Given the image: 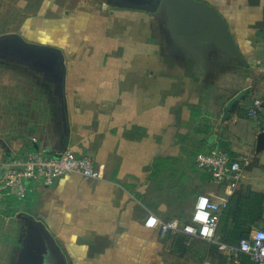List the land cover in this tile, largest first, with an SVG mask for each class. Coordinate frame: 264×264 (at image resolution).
Segmentation results:
<instances>
[{
	"label": "crops",
	"instance_id": "crops-1",
	"mask_svg": "<svg viewBox=\"0 0 264 264\" xmlns=\"http://www.w3.org/2000/svg\"><path fill=\"white\" fill-rule=\"evenodd\" d=\"M199 1L226 22L242 60L185 52L164 14L124 6L141 0H0V38L17 35L56 49L62 60L0 41L11 59L0 66V164L32 151H69L90 157L100 174L66 175L52 187L33 183L23 201L7 200L0 210L33 217L72 264L240 262L235 250L144 225L153 215L179 228L199 195L220 205L234 194L264 195V150L256 147L264 109L247 116L264 95V0ZM211 148L250 157V164L230 196L226 186L199 185L183 212L179 163ZM262 209L234 221L226 208L218 212L219 242L235 249L225 236L264 230V201Z\"/></svg>",
	"mask_w": 264,
	"mask_h": 264
},
{
	"label": "built area",
	"instance_id": "built-area-1",
	"mask_svg": "<svg viewBox=\"0 0 264 264\" xmlns=\"http://www.w3.org/2000/svg\"><path fill=\"white\" fill-rule=\"evenodd\" d=\"M264 109V97L253 101L247 116L259 117ZM250 164L247 156L232 157L218 148H211L195 157L197 169L209 175L210 183L220 187L226 186L228 196L233 193L242 172ZM0 207L7 200L23 201L30 185L38 183L42 187H52L57 179L66 175H79L87 180H98L99 172L90 157H78L69 151L57 156L44 151H32L22 158L0 164ZM226 203L217 204L208 196L199 195L188 223L179 228L175 222L163 223L157 217L149 215L145 220L146 228H158L164 236L181 231L189 237L198 238L215 244L220 251L235 250L246 255L253 264H264V230H255L248 237L241 239L235 249L220 243L216 236V214L225 209Z\"/></svg>",
	"mask_w": 264,
	"mask_h": 264
},
{
	"label": "water",
	"instance_id": "water-1",
	"mask_svg": "<svg viewBox=\"0 0 264 264\" xmlns=\"http://www.w3.org/2000/svg\"><path fill=\"white\" fill-rule=\"evenodd\" d=\"M124 6L153 14H164L167 18V30L170 37L185 52L197 51L199 57L205 58L208 52L213 51L224 59L242 60L226 22L213 7L203 1L141 0L140 4L131 2ZM1 40L16 41L28 52L35 55H48L54 57L56 63H62L61 55L56 49L26 43L17 35H5L0 38ZM190 58L195 60L193 56ZM60 73L63 75L61 70ZM256 147L258 150H264V132L257 136ZM20 216L29 224V237L32 240L38 239V244H36L31 257L32 261L29 264H44L45 255L50 254L52 248L60 253V264H72L66 260L60 247L41 223L29 215L21 214Z\"/></svg>",
	"mask_w": 264,
	"mask_h": 264
},
{
	"label": "rangeland",
	"instance_id": "rangeland-1",
	"mask_svg": "<svg viewBox=\"0 0 264 264\" xmlns=\"http://www.w3.org/2000/svg\"><path fill=\"white\" fill-rule=\"evenodd\" d=\"M10 60L9 55L0 53V66L3 65L2 63L6 64L8 63L7 61ZM262 97H264V95L259 96V98ZM10 103L9 101L7 102L6 105L8 106H6V108H10ZM249 138L250 135L247 133L241 134L242 142L247 146L252 144ZM195 154V151L191 152L189 157H185L184 160L180 161L178 167L179 181L177 187L181 198L180 210L183 212L187 211L190 207L191 189H194L193 194L198 195L203 190L201 187L203 186L205 188L208 186L209 182V176L204 175L203 171L195 167ZM248 159L250 160V157ZM190 174L192 176H189ZM18 210L19 209L0 210V264H29L32 261L31 257L35 249L32 243H35V246L38 244V239L32 240L29 237V224L21 218L20 215L22 213ZM237 238L238 236H225L223 240L226 242L229 240L232 245H235ZM59 256H61L60 253H57L55 249L52 248L51 253L45 255L44 264H60Z\"/></svg>",
	"mask_w": 264,
	"mask_h": 264
},
{
	"label": "trees",
	"instance_id": "trees-1",
	"mask_svg": "<svg viewBox=\"0 0 264 264\" xmlns=\"http://www.w3.org/2000/svg\"><path fill=\"white\" fill-rule=\"evenodd\" d=\"M263 201H264V195L262 194H257L253 192L246 193V195L244 196L241 193L236 195L234 194L233 196L230 197L226 209L227 212L230 213V216L232 217L233 221L240 215L244 216V218L247 217L248 219H251L250 218L251 216L252 218H254L255 216L257 217V215L262 213ZM243 226H244V222H243ZM238 227L240 228L239 225ZM244 232L242 231L241 235L236 239L234 246H237L241 239L247 237L248 233L247 232L244 233ZM216 235H217V231H216ZM238 258L240 261L239 264H252L250 259L244 254L239 253Z\"/></svg>",
	"mask_w": 264,
	"mask_h": 264
},
{
	"label": "flooded vegetation",
	"instance_id": "flooded-vegetation-1",
	"mask_svg": "<svg viewBox=\"0 0 264 264\" xmlns=\"http://www.w3.org/2000/svg\"><path fill=\"white\" fill-rule=\"evenodd\" d=\"M33 242V241H32ZM35 243H32V245H33V248H35V245H34Z\"/></svg>",
	"mask_w": 264,
	"mask_h": 264
}]
</instances>
